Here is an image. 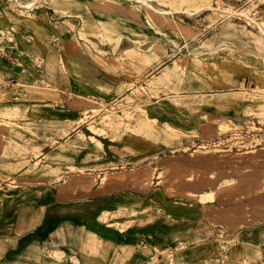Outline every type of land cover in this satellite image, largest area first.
Returning a JSON list of instances; mask_svg holds the SVG:
<instances>
[{"label":"rangeland","instance_id":"374dc122","mask_svg":"<svg viewBox=\"0 0 264 264\" xmlns=\"http://www.w3.org/2000/svg\"><path fill=\"white\" fill-rule=\"evenodd\" d=\"M129 24L147 25L154 31L153 39L158 41L154 43L150 60L145 56L134 58L131 54L135 51L124 50L127 47L141 48L138 41L119 35L122 30L134 29ZM125 34L135 39L141 35ZM151 39L144 36L145 42ZM64 46L79 55L81 52L89 56L91 61L113 64L106 67L117 76H101L83 84L71 73ZM123 53L125 55H121ZM8 54L14 55L23 66L30 62L29 65L40 71L48 85L53 83L58 89H64L70 97L63 90L58 91L57 114L60 119L52 127L44 121L46 111L41 110L40 123L27 121L29 113L19 112L18 108L0 109V135L5 140L40 135L49 137L52 145L63 151L66 146L55 143V140L73 137L71 146L74 149L89 146L93 151L103 148L102 137L112 135L154 134L168 143L169 153L175 157L168 167L174 170L170 175H166V170L158 172L157 176L144 177L140 185L168 183L173 186L185 182L187 190L169 194L202 204L200 238L203 240L200 241L197 234L190 240L189 236H184L189 234L187 230L178 237L175 249L168 243L159 250L161 255L150 258H143L142 252L138 254L126 248L131 264H167L170 255L177 264L176 257L198 241L204 247L196 264H264V224L259 228L262 231L243 229L233 238L227 237L231 229L235 233L239 226L264 221V0H0V57ZM213 56L224 57L217 64L219 67L246 72L247 81L241 90L244 93L243 118L222 119L205 115L197 129L183 130L171 129L167 122L159 124L157 118L143 116L142 109L147 110L142 106L144 104L151 107L155 101L175 105L194 102L181 98L189 95L180 92L181 84L191 68L198 69L203 61ZM137 59L142 66L146 65V69L134 77L131 67ZM2 61L0 74L9 67ZM80 66L74 62L75 68ZM209 66L214 67L215 62L212 60ZM120 69L125 70L124 79L118 76ZM168 73L178 78L172 76L171 83L161 82V79H167ZM174 81H179L180 85L175 86ZM19 82V91L28 93L27 90L36 89L31 81ZM0 85L6 87L7 82L0 80ZM114 88L117 95L113 99L100 97L104 91ZM41 89L42 104L46 88L42 85ZM226 94L219 91L209 93L208 97L204 93L196 96L204 102L214 103ZM65 101L71 107H67ZM38 104L25 108L39 111ZM221 108L228 114L235 113L228 103L222 104ZM88 111L94 114L90 119ZM35 153L36 157L40 151ZM178 157L182 159L178 160ZM178 167L186 170L183 168L182 174L181 171L177 174ZM87 172L69 165L67 172L53 177L51 182H67L73 175ZM112 177L95 173L89 183L105 182ZM193 185L200 186L201 192L209 193L200 199L198 191H191ZM131 210L118 213L126 219L121 228L128 227L133 221L143 223L151 212L141 207L133 209L134 212ZM108 215L102 219H107ZM183 239L186 243H181ZM243 242L253 246L251 253L261 259L260 263L250 262L251 255L241 253L239 247ZM33 253V246L27 248V264L35 258L46 262L69 259L58 252H42L36 257Z\"/></svg>","mask_w":264,"mask_h":264},{"label":"crops","instance_id":"0c3cea01","mask_svg":"<svg viewBox=\"0 0 264 264\" xmlns=\"http://www.w3.org/2000/svg\"><path fill=\"white\" fill-rule=\"evenodd\" d=\"M129 26L134 29L122 30L120 37L123 35L130 41H138L141 43V48L127 47L124 50L129 49L130 53L135 51V54H131L134 58L145 56L150 60L154 43L158 41L153 39L154 31L147 25L129 24ZM131 32L141 35L135 39L125 34ZM144 36L153 40L145 42ZM161 41L164 42L162 39ZM64 48L69 58L67 62L72 68L71 73L75 74L83 84L95 81L101 76L108 78L117 76V73L112 74L106 67L113 64L100 60L91 61L89 56L81 52L79 55L68 50L66 46ZM222 58L224 57L213 56L209 60L205 59L207 61H203L201 67L191 68L185 76L180 92L189 95L181 98L186 97L194 102L175 105L155 101L151 107L144 104L142 106L147 108V115L157 118L159 124L167 122L183 130L197 129L205 115L222 119L243 118L245 115L242 114L244 110L242 87L247 81L246 72L217 66ZM1 60L9 67L0 74V80L7 82L6 87L0 85V109L9 106L18 108L19 112L29 113L30 117L27 121L37 120L40 123L42 120L38 119L42 118L41 110L46 111L44 118L46 125L56 126L58 118L60 119L57 114L58 91L63 90L64 94L70 97L67 92L58 89L53 83L48 85L40 71L29 65L30 62L23 66L11 54L1 56L0 62ZM212 60L215 62L214 67L209 66ZM74 62L81 64L79 69L74 67ZM144 69L146 65L142 66L141 61L137 59L135 65L131 67V72L135 77ZM119 71L118 76L124 79L125 70ZM24 80L33 82L36 89L27 90L28 93L19 91L21 88L19 81ZM174 82L175 86L180 85L179 81ZM225 84L228 86H223ZM42 85L45 86L46 93L41 104ZM158 86L166 85L158 84ZM219 91L226 92V97H218L220 99L214 103L204 102L196 96L198 93H204L208 97L209 93ZM230 91L238 93L233 95ZM116 95L117 89L114 88L111 91H104L100 97L111 100ZM37 103L40 104H38L39 111L25 108L27 105L35 106ZM224 103L232 105L235 113L237 111L239 113L223 112L221 106ZM65 105L71 107L68 101H65ZM101 141L103 148L93 151L89 146L74 149L71 146L73 137L64 141L55 140V143L66 146L63 151L58 146H53L49 137L15 136L11 140H5L0 135V264H27V248L32 246L35 257L42 252H58L69 259L46 262L35 258L29 264H131L125 253L126 248L138 254L142 252L145 258H150L161 255L159 250L164 249L168 243L175 249L178 237L187 230L190 235L184 236H189L190 240L195 234H198L199 238L202 236V204L196 201L191 203L169 194L187 190L185 182L181 181L173 186L168 183H154L148 187L140 185L144 177L157 176L158 172L166 170L168 171L166 175H170V171L174 170L173 167H168L174 156L169 153L170 147L167 142L154 134L104 136ZM36 150L40 153L35 157ZM180 158L178 157V160ZM69 165H75L89 172L84 175H73L67 182H51L53 177L67 172ZM183 168L178 167L177 174L180 171L182 174V170L185 169ZM95 173L113 177L105 182L91 184L89 178ZM191 191H198V195L208 193L201 192L200 186H194ZM138 207L151 210L145 216L146 221L143 223L133 221L128 227L126 225L121 228L126 219L118 213L125 212L126 209H132L131 211L134 212L133 209ZM108 213L107 219L103 220L102 218ZM263 224L264 221H256L251 225L239 226L235 233L231 229L232 232L228 233L227 237L233 238L243 229L258 228V231H262L259 228ZM200 241L192 243L186 252L176 257L177 264L188 262V264H196L199 256L203 255L201 250L204 246L199 243ZM252 247L251 244L243 242L239 249L242 254L251 255L250 262L260 263L261 259L251 253ZM72 254H76V263L71 259ZM162 260L164 259H159ZM167 264H176L172 255L168 257Z\"/></svg>","mask_w":264,"mask_h":264},{"label":"bare ground","instance_id":"6f19581e","mask_svg":"<svg viewBox=\"0 0 264 264\" xmlns=\"http://www.w3.org/2000/svg\"><path fill=\"white\" fill-rule=\"evenodd\" d=\"M176 69H174V71H175ZM163 73V72H162ZM176 73V72H175ZM173 75L172 74H166V76L165 77H167V79L166 80H164V79H161L160 81L161 82H164V81H168V82H170L171 83V81H173V79H177V78H174V76H173V79H171V77H172ZM164 77V76H163ZM262 83L264 84V81H262ZM263 90V89H262ZM253 94V93H252ZM252 101V100H251ZM264 104V103H263ZM142 114H143V116H145V118H149L148 117V115H147V110L146 109H142ZM167 126L168 127H170L171 129H175V127L174 126H172L171 124H169V123H167ZM210 192H212V191H210ZM209 193V192H208ZM205 194H207V193H200V195H199V197H200V199H204V196H205ZM198 235V234H197ZM186 241L185 240H181V243H185ZM125 253L126 254H128V250H125ZM129 256V255H128ZM143 258H145V256L143 257ZM71 259H72V261L73 262H75L76 263V261H77V258H76V254H72L71 255ZM221 263H222V261H221Z\"/></svg>","mask_w":264,"mask_h":264},{"label":"built area","instance_id":"2783aa9c","mask_svg":"<svg viewBox=\"0 0 264 264\" xmlns=\"http://www.w3.org/2000/svg\"><path fill=\"white\" fill-rule=\"evenodd\" d=\"M90 118H92L94 116V114H92L91 112L88 111V115H87Z\"/></svg>","mask_w":264,"mask_h":264}]
</instances>
